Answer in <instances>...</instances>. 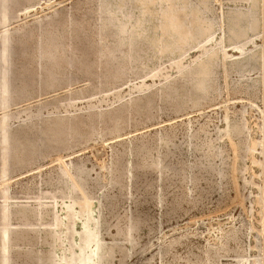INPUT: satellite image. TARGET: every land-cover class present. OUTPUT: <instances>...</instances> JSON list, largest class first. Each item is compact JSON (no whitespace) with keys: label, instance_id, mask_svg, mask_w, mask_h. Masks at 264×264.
<instances>
[{"label":"rangeland","instance_id":"obj_1","mask_svg":"<svg viewBox=\"0 0 264 264\" xmlns=\"http://www.w3.org/2000/svg\"><path fill=\"white\" fill-rule=\"evenodd\" d=\"M0 78V264H264V0H0Z\"/></svg>","mask_w":264,"mask_h":264},{"label":"bare ground","instance_id":"obj_2","mask_svg":"<svg viewBox=\"0 0 264 264\" xmlns=\"http://www.w3.org/2000/svg\"><path fill=\"white\" fill-rule=\"evenodd\" d=\"M243 1V0H242ZM109 2V1H108ZM118 3V2H117ZM108 4V3H107ZM106 4V5H107ZM130 5V4H129ZM253 6V5H252ZM197 7H199V6H197ZM203 7V6H202ZM200 8V7H199ZM186 9V8H185ZM205 9V8H204ZM203 10V9H202ZM205 11V10H204ZM207 11V10H206ZM199 12L201 13V11L199 10ZM246 12V11H245ZM174 13V12H173ZM205 13V12H204ZM161 14V13H160ZM169 14H171V13H169ZM202 14V13H201ZM129 15V14H128ZM127 15V16H128ZM186 15V14H185ZM205 15V14H204ZM206 15H208V12H206ZM250 15H251V13H250ZM132 16V15H131ZM131 16H128V17H126V20H125V30L127 31L129 28H130V26H131V20H132V18L133 17H131ZM249 16V15H248ZM187 17V16H186ZM210 17V16H209ZM250 17V16H249ZM142 18V17H141ZM185 18V17H184ZM134 19V18H133ZM168 19V18H167ZM175 19V18H174ZM173 19V20H174ZM183 19V18H182ZM204 19V18H203ZM206 19H208V18H206ZM239 19V18H238ZM238 19L236 20V18H235V20H236V23L238 22ZM143 20V19H142ZM141 20V21H142ZM172 20V21H173ZM240 20V19H239ZM243 21H244V19H242ZM241 20V21H242ZM246 20L248 21V22H250L249 20H248V18H246ZM121 21V20H120ZM171 21V20H170ZM208 21H209V19H208ZM207 21V22H208ZM169 22V21H168ZM167 22V23H168ZM175 22H176V20H175ZM175 22H174V24H175ZM247 22V23H248ZM172 23V22H171ZM184 23V22H183ZM242 23V22H241ZM252 24H253V22H251ZM142 24V23H141ZM146 24H147V22H146ZM234 24V23H233ZM240 24V23H239ZM238 24V25H239ZM250 24V23H249ZM203 25H204V23H203ZM221 25V24H220ZM251 25V24H250ZM142 26V25H141ZM167 26V25H166ZM169 26V25H168ZM170 26H173L174 27V25H170ZM178 27H179V25H177ZM183 26V25H182ZM200 26V25H199ZM232 26H234L233 27V32H236L235 30H236V27H239V26H235V24L234 25H232ZM231 26V27H232ZM248 26V25H247ZM254 26V25H253ZM176 27V26H175ZM178 27L176 28V30H178ZM193 27V26H192ZM242 27V26H241ZM241 27H239L240 28V30H243V29H241ZM169 28V27H168ZM170 28H172V27H170ZM181 28V27H180ZM209 28V27H208ZM244 28H246V27H244ZM247 28H250V27H247ZM252 28V27H251ZM250 28V29H251ZM148 29V28H147ZM174 29V28H173ZM249 29V30H250ZM119 30V29H118ZM149 30V29H148ZM175 30V31H176ZM188 30V29H187ZM231 30H232V28H231ZM239 30V29H238ZM237 30V31H238ZM246 30V29H245ZM48 31V30H47ZM130 31V30H129ZM150 31V30H149ZM148 31V32H149ZM168 31V30H167ZM183 31V30H182ZM192 31V30H191ZM244 31V30H243ZM179 32H180V30H179ZM178 32V33H179ZM143 33V32H142ZM176 33H177V31H176ZM178 33H177V35H178ZM184 32H182V34H183ZM187 33V32H186ZM189 33V32H188ZM237 33V32H236ZM240 33V32H239ZM247 32H245V34H246ZM139 34V33H138ZM179 34H181V33H179ZM181 34V36H185V34H183L182 35ZM163 35V34H162ZM187 35V34H186ZM192 35H194V34H192ZM234 35V34H233ZM238 35V34H237ZM239 35H241V36H243L244 35V33H243V35L242 34H239ZM176 36V35H175ZM174 36V37H175ZM180 36V35H179ZM190 36V35H189ZM236 36V35H235ZM177 37V36H176ZM176 37H175V39H176ZM153 38V37H152ZM163 38V37H162ZM181 38V37H180ZM184 38V37H183ZM185 38L186 39H189V38H187L186 36H185ZM193 38V37H192ZM231 38H232V36H231ZM238 38V37H237ZM237 38H235V39H237ZM240 38V37H239ZM232 39H234V38H232ZM183 39H181V41H182ZM185 40V39H184ZM152 41V40H151ZM185 41H187V40H185ZM190 41V40H189ZM197 41V40H196ZM148 42V41H147ZM173 42V41H172ZM246 42V41H245ZM186 43V42H185ZM188 43V42H187ZM72 45V44H71ZM177 45V44H176ZM73 47V46H72ZM206 70H208V69H206ZM2 75V74H1ZM206 75V74H205ZM204 77V76H203ZM4 78H5V76H4ZM0 79H2V78H0ZM191 80V79H190ZM193 80V79H192ZM199 81V80H198ZM198 85V84H197ZM21 136V135H20ZM20 136H16L17 138L18 137H20ZM16 138V139H17ZM13 140H14V137L12 138ZM23 139V138H22ZM22 139L21 138H18L17 140H14L15 141V143L13 144L14 146H15V148H16V150L18 151L19 150V146L18 145H20V146H22L23 144L21 143V141H22ZM10 140V139H9ZM9 140H8V143H9ZM6 144V143H5ZM10 146V145H9ZM45 146V145H44ZM3 147H4V145H3ZM40 148V147H39ZM138 150V149H137ZM2 155V154H1ZM14 156V155H13ZM137 157V156H136ZM155 160V159H154ZM75 170V169H74ZM81 170V169H80ZM75 171H77V170H75ZM84 171V170H83ZM78 173L80 172V171H77ZM76 172V173H77ZM82 172V171H81ZM79 175H74L73 176V179H72V181L70 180L69 181V185H68V188L66 189V190H68V191H70L71 189H73V188H75V187H79V188H81V182H80V180H79V177H78ZM190 177V176H189ZM68 183V182H67ZM76 190H77V188H76ZM82 190V189H81ZM73 191H74V189H73ZM84 191V190H83ZM65 194V193H64ZM72 194V193H71ZM82 196H83V194H82ZM85 196H87V195H85ZM88 197V196H87ZM87 197H82L83 199H81L82 201L80 202L81 204H83V202H87L88 201V198ZM75 199V198H74ZM79 199V200H80ZM78 200V199H77ZM25 201H26V199H25ZM70 202V200L68 201V203ZM78 202V201H77ZM76 202V203H77ZM79 202L77 203L79 206H80V204H79ZM73 204H75V201H72V203H69V204H67L66 206H67V208L69 209V210H67V213L68 212H70V216H71V218H77L78 217V212H79V210H74L73 208ZM98 205V204H97ZM79 206H78V209H79ZM85 207V206H84ZM98 207V206H97ZM84 209H86V210H84V211H86V213L85 214H87V216L88 217H93L95 220H96V218L94 217V213H93V211H94V209H93V207H92V205H91V203H89ZM98 209V208H97ZM101 210H104V209H102L101 208ZM55 211L53 210V212L52 213H54ZM101 212V211H100ZM67 213H66V215H67ZM83 213V212H82ZM85 214H83V215H85ZM103 214V213H102ZM49 215V214H48ZM57 215V214H56ZM68 216H69V214H68ZM86 216V217H87ZM39 217V216H38ZM53 217H54V215H53ZM58 217V216H57ZM81 217V216H80ZM86 217H84V218H86ZM50 218V217H49ZM54 218H56V217H54ZM65 218V217H64ZM83 218V219H84ZM99 218H100V216H99ZM98 218V219H99ZM52 219V218H51ZM50 219V220H51ZM60 220H61V217L59 218ZM67 219H68V217H67ZM80 219V218H79ZM94 219H93V221H94ZM53 220H55V219H53ZM90 220V219H89ZM88 220V221H89ZM104 220V219H103ZM49 221V220H48ZM56 221L58 222V218H56ZM62 221V220H61ZM67 221V220H66ZM97 221V220H96ZM96 221H95V227H96V229L95 228H93L94 230H91V232L89 233V234H87V235H85V236H83L84 238H83V240H82V246H81V248L79 249V252L77 253V258H76V263H67V264H101V257H103V256H105V253H104V255L102 256V254H103V252L102 253H100V249H101V241H100V235H99V232H98V230H99V224L100 223H98V226H96ZM52 222V221H51ZM81 222H82V224H85L86 226H87V222L86 221H83V220H81ZM98 222V221H97ZM100 222V221H99ZM105 222H107L106 220H105ZM130 222H131V220H130ZM132 223V222H131ZM49 224V223H48ZM52 224V223H51ZM50 224V225H51ZM56 223L54 222V226H56L55 225ZM66 224V223H65ZM92 224H93V222L91 223V225H89V223H88V225H89V227H93L92 226ZM107 224V223H106ZM26 225V224H25ZM53 225V224H52ZM61 225H63V224H61ZM85 226V227H86ZM107 226V225H106ZM50 227V226H49ZM108 227V226H107ZM134 226H132L131 228L132 229H134L133 228ZM12 228V227H11ZM35 228H37V227H35ZM43 228V227H42ZM50 228H53V227H50ZM86 228H88V227H86ZM102 228V227H101ZM100 228V229H101ZM106 228V227H105ZM104 228V229H105ZM41 229V228H40ZM49 229V228H48ZM54 229V228H53ZM85 229V228H84ZM103 229V228H102ZM135 229H136V227H135ZM7 230L9 231L10 229H9V226H8V224H7ZM13 230V229H12ZM37 230V229H36ZM69 230V229H68ZM131 231V230H130ZM9 232H11V231H9ZM129 232V231H128ZM132 232V231H131ZM51 233V232H50ZM52 233H54V231L52 232ZM79 233V232H78ZM65 234H66V232H65ZM131 234V233H130ZM75 235V234H74ZM79 235V234H78ZM128 235V234H127ZM132 235V234H131ZM76 236H77V234H76ZM72 237V236H71ZM60 238H61V236H60ZM82 238V237H81ZM129 238V237H128ZM136 238V237H135ZM63 239H64V237H63ZM72 239V238H71ZM78 239V238H77ZM229 239V238H228ZM79 241V240H78ZM131 241H133V240H131ZM130 242V241H129ZM135 242V241H134ZM118 243V242H117ZM75 244V243H74ZM77 244H79V243H77ZM134 244V243H133ZM132 244V245H133ZM64 245H65V243H64ZM69 245V244H68ZM34 249H35V247H34ZM40 249V248H39ZM39 249H37V250H39ZM71 249V248H70ZM77 249V248H76ZM32 250H33V248H32ZM34 251V250H33ZM55 251V250H54ZM102 251H104V250H102ZM39 252V251H38ZM68 253L70 254V252L68 251ZM75 253V252H74ZM73 255V254H72ZM172 255V254H171ZM57 256V255H56ZM74 256V255H73ZM111 256V255H110ZM30 257V256H29ZM38 257V256H37ZM67 257V256H66ZM10 258V257H9ZM57 258H58V256H57ZM68 259L70 258L69 257V255H68V257H67ZM73 258V257H72ZM238 258V257H237ZM64 259V258H63ZM67 259V260H68ZM240 259H242V258H240ZM36 260V259H35ZM38 261H39V259H37ZM59 260V259H58ZM104 260V259H103ZM182 260V259H181ZM244 260H245V258H244ZM53 261V260H52ZM61 261V260H60ZM239 261H241V260H239ZM238 261V262H239ZM243 261V260H242ZM241 261V262H242ZM43 262V261H42ZM103 262V261H102ZM243 262H247V261H243ZM9 263H11V262H8V264ZM37 263V262H36ZM62 263V262H61ZM66 263V262H65ZM38 264H40V263H38ZM51 264H53V263H51ZM167 264V263H166ZM239 264V263H238ZM240 264H242V263H240Z\"/></svg>","mask_w":264,"mask_h":264}]
</instances>
